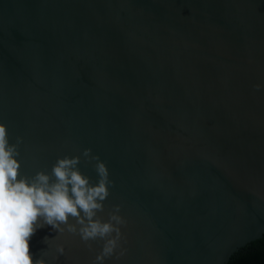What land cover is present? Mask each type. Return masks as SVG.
Returning a JSON list of instances; mask_svg holds the SVG:
<instances>
[{"label": "water", "instance_id": "95a60500", "mask_svg": "<svg viewBox=\"0 0 264 264\" xmlns=\"http://www.w3.org/2000/svg\"><path fill=\"white\" fill-rule=\"evenodd\" d=\"M0 123L18 179L112 182L119 238L38 217L34 264H228L264 234V0H0Z\"/></svg>", "mask_w": 264, "mask_h": 264}, {"label": "clouds", "instance_id": "9594fccd", "mask_svg": "<svg viewBox=\"0 0 264 264\" xmlns=\"http://www.w3.org/2000/svg\"><path fill=\"white\" fill-rule=\"evenodd\" d=\"M89 152L90 149L85 150V155ZM18 155L15 145L9 143L6 126L0 123V264H34L29 242L36 232L34 224L38 217H45L47 225L55 228L54 221L66 222L68 215L78 216V208L89 219V225L81 229L84 240L104 237L113 231L119 238V229L112 224L92 221L94 210H103L97 200L103 201L109 195L107 185L112 183L103 162L97 164L100 180L96 186H89L88 179L73 170L79 158L58 160L53 167L56 183L49 184V177L43 173H38L32 182L18 179ZM111 219L118 224L123 222L117 215ZM115 247L116 240H108L103 255L97 259L111 256Z\"/></svg>", "mask_w": 264, "mask_h": 264}, {"label": "trees", "instance_id": "16d2710c", "mask_svg": "<svg viewBox=\"0 0 264 264\" xmlns=\"http://www.w3.org/2000/svg\"><path fill=\"white\" fill-rule=\"evenodd\" d=\"M228 264H264V234L236 252Z\"/></svg>", "mask_w": 264, "mask_h": 264}]
</instances>
